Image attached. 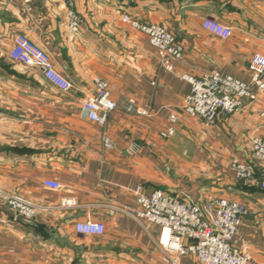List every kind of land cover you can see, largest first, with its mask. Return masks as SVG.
Returning a JSON list of instances; mask_svg holds the SVG:
<instances>
[{"label":"crops","instance_id":"obj_1","mask_svg":"<svg viewBox=\"0 0 264 264\" xmlns=\"http://www.w3.org/2000/svg\"><path fill=\"white\" fill-rule=\"evenodd\" d=\"M74 9L77 32L66 0H0V264H168L161 227L129 213L138 187L201 206L215 198L245 203L233 244L253 255L250 264H264L263 167L252 152L253 139L264 137V91L255 88L243 110L222 114L215 125L180 109L191 89L183 74L220 70L251 80L250 58L264 54V0H76ZM123 14L163 24L185 44L175 71ZM206 18L231 26V37L206 30ZM19 33L47 51L71 90L11 59ZM97 77L116 103L105 124L83 110ZM169 128L174 134L163 137ZM236 159L256 166V180L237 178ZM47 180L62 188L46 187ZM8 195L33 201L35 217L21 219ZM87 219L105 223L106 232L78 233L75 223Z\"/></svg>","mask_w":264,"mask_h":264},{"label":"built area","instance_id":"obj_2","mask_svg":"<svg viewBox=\"0 0 264 264\" xmlns=\"http://www.w3.org/2000/svg\"><path fill=\"white\" fill-rule=\"evenodd\" d=\"M27 2L31 0H26ZM69 6V26L73 32L79 31L80 17L75 8L76 0H66ZM123 21L144 33L151 45L161 57L163 67L175 71L176 64L185 55V44L163 24L143 22L128 14ZM203 27L210 33L227 39L233 29L215 18H206ZM13 61L24 65H36L44 76L62 91H69L72 83L68 77L56 70L47 51L35 44L24 33L15 37L10 52ZM248 69L249 82L242 81L220 70H212L200 77L183 74L191 83L190 92L181 105V113L191 119H202L209 125H215L222 114H231L243 110L247 101L254 96V89L264 91V54L251 56ZM95 93L83 101V110L87 118L99 124H105L108 116L116 108L111 98L109 83L100 77L95 78ZM134 109V102L128 110ZM264 117V112L262 113ZM178 116L173 114L172 121ZM174 134L169 128L163 137ZM107 146H112L108 140ZM133 145L129 151L135 152ZM252 152L263 167L260 185L264 188V137L256 136L252 141ZM237 178L246 182L256 180L257 170L253 163L234 160L231 165ZM46 187L59 190L62 184L58 180L45 181ZM136 206L129 213L139 221L161 227L160 243L164 250V261L168 264H180L182 257H193L196 264H250L253 255L234 246L233 240L239 233L243 219L248 212L247 205L228 198L210 199L204 206L186 197H173L162 189L154 190L150 195L142 193V187L136 189ZM8 207L26 219L32 220L38 206L20 195L7 196ZM75 229L85 235H103L106 225L91 219L77 221Z\"/></svg>","mask_w":264,"mask_h":264},{"label":"water","instance_id":"obj_3","mask_svg":"<svg viewBox=\"0 0 264 264\" xmlns=\"http://www.w3.org/2000/svg\"><path fill=\"white\" fill-rule=\"evenodd\" d=\"M23 218H25V217L22 216L21 219H23Z\"/></svg>","mask_w":264,"mask_h":264}]
</instances>
